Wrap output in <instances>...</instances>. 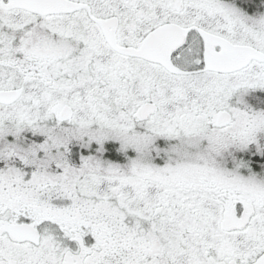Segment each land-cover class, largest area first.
<instances>
[{"label": "snow or ice", "instance_id": "obj_1", "mask_svg": "<svg viewBox=\"0 0 264 264\" xmlns=\"http://www.w3.org/2000/svg\"><path fill=\"white\" fill-rule=\"evenodd\" d=\"M0 264H264V0H0Z\"/></svg>", "mask_w": 264, "mask_h": 264}]
</instances>
